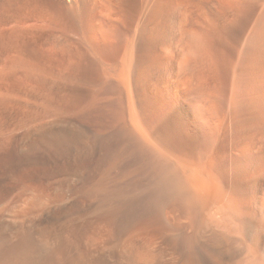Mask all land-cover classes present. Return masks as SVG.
I'll use <instances>...</instances> for the list:
<instances>
[{
    "label": "bare ground",
    "instance_id": "6f19581e",
    "mask_svg": "<svg viewBox=\"0 0 264 264\" xmlns=\"http://www.w3.org/2000/svg\"><path fill=\"white\" fill-rule=\"evenodd\" d=\"M0 264H264V0H0Z\"/></svg>",
    "mask_w": 264,
    "mask_h": 264
}]
</instances>
